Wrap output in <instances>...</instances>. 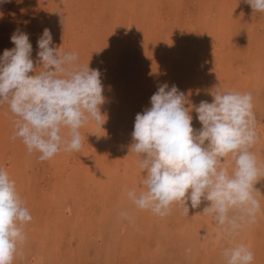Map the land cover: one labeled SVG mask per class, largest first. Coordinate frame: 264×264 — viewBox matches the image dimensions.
<instances>
[{"label": "rangeland", "instance_id": "1", "mask_svg": "<svg viewBox=\"0 0 264 264\" xmlns=\"http://www.w3.org/2000/svg\"><path fill=\"white\" fill-rule=\"evenodd\" d=\"M240 2L243 11L234 0H0V56L15 47L11 36L19 29L29 35L34 67L42 71L37 40L48 29L52 47L77 53L79 63L100 71L105 97L101 105L105 122L99 127L92 121L80 129L84 136L81 151H61L46 161L39 160L37 152L29 153L21 138L13 139L18 117L7 103L0 105V168L15 181L32 216L23 226L26 240L13 264H44L37 238L48 235L62 247L57 264L225 262L222 253L230 244L227 237L212 252L204 249L205 235L216 229L213 215L204 213L210 201L202 199L197 208L187 201L189 212L183 204L174 203L168 215L159 216L138 209L123 198L121 189L146 191L142 181L147 172L140 167L141 156L130 152L132 132L136 115L151 107V96L165 83L185 93L196 130L202 125L194 106L213 101L217 87L251 93L260 136L264 13L255 12L245 0ZM216 23L223 27L216 30ZM228 160L231 171L234 161ZM119 202L130 218L119 227L115 241L108 236V243L103 235L98 236L103 226H95L93 238V221L107 217L105 208ZM258 216L245 231L251 234L246 239L253 264H264V222ZM199 221L204 226L200 233ZM190 229L193 243L188 249L184 234ZM160 240L164 247L159 246Z\"/></svg>", "mask_w": 264, "mask_h": 264}, {"label": "clouds", "instance_id": "2", "mask_svg": "<svg viewBox=\"0 0 264 264\" xmlns=\"http://www.w3.org/2000/svg\"><path fill=\"white\" fill-rule=\"evenodd\" d=\"M245 2L264 13V0ZM11 42L15 47L0 56V105L7 103L18 117L13 139L21 138L29 153L40 154L41 161L61 151H81L80 129L92 121L99 127L105 122L100 71L79 63L77 53L52 47L48 29L37 40L42 71L34 67L27 33L17 29ZM212 95L211 103L194 106L202 125L196 130L185 93L175 85L158 86L151 107L136 115L130 146L147 172L142 181L146 191L131 189L126 195L138 209L159 216L168 215L174 203L183 204L189 212L187 201L197 208L205 199L211 205L204 213L213 215L225 236L234 237L244 224L255 222L260 211L254 186L264 168L250 151L258 141L251 93L217 87ZM229 157L234 161L231 171ZM121 215L130 218L127 213ZM31 219L15 181L0 168V264H13L26 240L23 226ZM222 255L226 264L254 261L253 252L243 243L225 248Z\"/></svg>", "mask_w": 264, "mask_h": 264}, {"label": "bare ground", "instance_id": "3", "mask_svg": "<svg viewBox=\"0 0 264 264\" xmlns=\"http://www.w3.org/2000/svg\"><path fill=\"white\" fill-rule=\"evenodd\" d=\"M241 0H234V3H240V10H244L245 8H243V6L241 5L242 3L240 2ZM213 3V2H212ZM236 5V4H235ZM148 6V5H147ZM199 8V7H198ZM231 8H232V6H229V8H227V10L229 9V11H231ZM53 9V8H52ZM75 10V9H74ZM225 10V9H224ZM224 10H222V11H224ZM65 12H66V10H65ZM68 12V11H67ZM53 14V13H52ZM73 16V15H72ZM157 23V22H156ZM102 24V23H101ZM216 30H220V28H222L221 26H219L217 23H216ZM237 28V27H236ZM147 37V36H146ZM255 54V53H254ZM257 54V53H256ZM236 55V54H235ZM257 56V55H256ZM103 60V59H102ZM82 61V60H81ZM84 61V60H83ZM193 62V61H192ZM195 62V61H194ZM100 63V62H99ZM88 64H89V62H88ZM261 64V63H260ZM93 66V65H92ZM193 66V65H192ZM185 67V66H184ZM194 68V67H193ZM259 70V69H258ZM212 101H209V103H211ZM199 104H197V106H198ZM262 122V121H261ZM259 123V125H258V128H259V130H260V136H258V141H257V143L253 146V147H255V153H254V155L256 156V158H257V161H258V163L262 166V168H264V123ZM89 126V125H88ZM84 137V136H83ZM121 138H122V136H121ZM64 158V157H63ZM138 163V162H137ZM231 164H233V162L231 163ZM233 167V165H231V167H230V169ZM258 182L255 184V188L258 190V192L257 191H254V195H255V197L260 201V211L257 213L259 216L258 217H261L262 216V219H263V222H264V176L262 175V176H259L258 177ZM121 184H119V186H120ZM131 189H133V187H131V188H128V190H131ZM121 192L124 194L123 195V198L124 199H128L127 198V195H126V193H127V191L126 192H123V189H121ZM57 195V194H56ZM58 195H59V193H58ZM128 202V201H127ZM124 206V204L122 203V202H119L118 203V205L117 206H115V205H110V206H108L107 208H105V211L104 212H107L108 213V215H107V217L105 216V217H99V214H98V216L97 217H99V218H101V221H100V219H95L94 221H93V229H91L90 228V230L92 231L93 230V238H94V235H96L97 234V229H96V227L95 226H98L99 228L101 227V226H103V229L101 230V232L102 233H98V236H100V235H103L104 236V238L106 239V240H104V241H106V242H110V236L112 237V240L113 241H115V239L117 238V236L119 235V233H120V226H121V224L123 225V227H124V223H126L125 222V216H123V215H121L122 213H125L126 212V210H125V208L123 207ZM31 209V208H30ZM260 213V214H259ZM101 216V215H100ZM79 220V219H78ZM108 220V221H107ZM79 222H81V221H79ZM78 222V223H79ZM199 224H201V225H199ZM248 224L249 223H246V224H244V226L241 228V230L239 231V233H238V235H236V236H225L223 233H222V231H221V226H218L217 224L215 225V227H216V229H215V232L214 231H209L208 232V235L206 234L205 235V237H204V249H205V251L208 249V251L209 252H212L214 249H212V248H216L217 247V245L219 244V241H220V239H222V237L223 236H225V237H227V239L230 241V244H229V246L228 247H231V246H234V245H236V244H240V243H243V244H245V245H247L249 248H250V241H249V239L247 240L246 238H248L249 237V235H251V234H249V233H246L247 231H245V228L247 229V227H248ZM50 227H52V228H55L54 226H50ZM50 227H49V229H50ZM177 228H179L178 226H177ZM204 228V226L202 225V221L200 222H198L197 223V232H199L200 233V231L202 230ZM192 230L190 229V231H185L186 232V234H184L185 235V237H184V239H185V243H186V245L188 246V249L191 247V243H193V241L191 240V238H190V236L188 235V233L190 234V232H191ZM86 232H87V228H86ZM197 232H196V234H197ZM58 233V232H57ZM45 234V233H44ZM59 234V233H58ZM217 234H220V238L219 239H217ZM115 235V236H114ZM117 235V236H116ZM194 235V234H193ZM85 236L87 237L88 235L87 234H85ZM92 236V235H91ZM109 236V237H108ZM192 236V235H191ZM47 238H51V236L49 237V235L48 236H46V237H44V236H41V237H39V238H37V242H38V247H37V250H39L40 252H42V259L46 262V264H57V263H55V261H57V260H62L61 259V246H60V243L59 242H57V243H54L51 239L49 240V242H47ZM94 240V239H93ZM36 241V240H35ZM180 241H182V240H180ZM60 242H61V240H60ZM160 243H159V246L160 247H164V241H159ZM196 242H198V241H196ZM111 244V243H110ZM252 244H254V243H251V245ZM207 246V247H206ZM83 247V246H82ZM201 247H203V246H201ZM201 247H199V246H197V249H199V250H203ZM112 248V247H111ZM111 248H109L108 250H109V252L111 251ZM79 250V249H78ZM250 250H251V248H250ZM110 253H108V255H109ZM47 256V257H45V256ZM224 260H225V262L223 263V264H226V259L225 258H223ZM45 262H44V264H45ZM195 264V263H194Z\"/></svg>", "mask_w": 264, "mask_h": 264}]
</instances>
